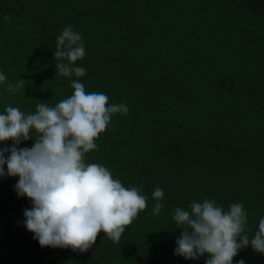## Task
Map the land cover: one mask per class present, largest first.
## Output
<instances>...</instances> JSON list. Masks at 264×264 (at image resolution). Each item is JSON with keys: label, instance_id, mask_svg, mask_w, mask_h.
Returning a JSON list of instances; mask_svg holds the SVG:
<instances>
[{"label": "trees", "instance_id": "1", "mask_svg": "<svg viewBox=\"0 0 264 264\" xmlns=\"http://www.w3.org/2000/svg\"><path fill=\"white\" fill-rule=\"evenodd\" d=\"M69 25L84 42L76 66L86 91L129 109L113 115L85 162L140 189L148 206L119 243L101 232L84 253L42 248L24 226L32 204L15 191L19 177H0V264H205L206 255L174 254L173 219L204 199L225 210L242 202L254 235L264 218V0H0V114L72 94L75 77L56 73L54 59ZM19 79L25 90L9 93ZM157 187L164 207L153 215ZM239 260L264 264L250 246Z\"/></svg>", "mask_w": 264, "mask_h": 264}, {"label": "clouds", "instance_id": "2", "mask_svg": "<svg viewBox=\"0 0 264 264\" xmlns=\"http://www.w3.org/2000/svg\"><path fill=\"white\" fill-rule=\"evenodd\" d=\"M18 30L23 29L18 26ZM85 54L81 34L71 25L64 28L56 40L54 59L60 62L55 69L62 77H75L72 94L54 106L38 102L34 113L7 106L0 114V143L12 142L11 147L0 148V177H19L15 191L31 201L32 207L23 213L24 226L42 248L79 253L92 248L101 232L119 243L126 228L148 206L140 189L125 187L101 164L85 162L113 115L129 111L123 103L109 105V97L102 92L86 91L80 82L86 69L76 66ZM5 80L0 73V84ZM25 84L19 79L15 85L8 84L7 91L15 94L25 90ZM28 140L34 141L31 148L18 147ZM152 198L156 201L153 215H158L164 207L163 190L157 187ZM173 219L181 229L174 254L185 260L206 255L205 264H233L239 251L249 246L264 256V218L250 237L242 202L225 210L214 200L193 201L187 210L175 208Z\"/></svg>", "mask_w": 264, "mask_h": 264}]
</instances>
